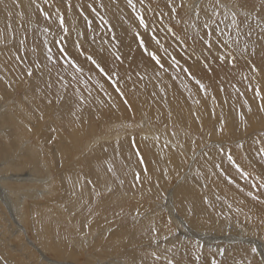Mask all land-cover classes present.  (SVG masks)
I'll return each instance as SVG.
<instances>
[{"label":"rangeland","instance_id":"1","mask_svg":"<svg viewBox=\"0 0 264 264\" xmlns=\"http://www.w3.org/2000/svg\"><path fill=\"white\" fill-rule=\"evenodd\" d=\"M220 2L227 7L212 16L216 0H132L134 8L128 0H0V177L17 193L9 201L1 191L0 264H51L34 246L75 264H264V112L255 95L257 86L264 95V0ZM209 18L221 30L211 39ZM113 130L121 135L109 139ZM61 143L70 150L52 154ZM10 162L24 168L6 173ZM37 162L50 169L48 194L26 179ZM27 189L44 196L21 198ZM128 191L136 198L119 204L113 194ZM170 201L192 230L205 227L210 246L187 235L163 208ZM71 250L76 258L64 259Z\"/></svg>","mask_w":264,"mask_h":264},{"label":"bare ground","instance_id":"2","mask_svg":"<svg viewBox=\"0 0 264 264\" xmlns=\"http://www.w3.org/2000/svg\"><path fill=\"white\" fill-rule=\"evenodd\" d=\"M26 2V1H25ZM25 5V4H24ZM8 10V9H7ZM30 10V9H29ZM25 102V101H24ZM3 107V106H2ZM210 111V110H209ZM13 113V112H12ZM214 113V112H213ZM7 125V124H6ZM146 124H144L143 125V127H142V130H143V132H144V134L146 135L148 132H149V129L147 130V129H145L146 128V126H145ZM248 127V126H247ZM249 129V128H248ZM250 129H251V127H250ZM256 129V128H255ZM31 130V129H30ZM120 131V130H119ZM119 131H117V132H115V130H113L112 131V133H107L108 135H111L110 137H109V139H111L112 137H116L117 135H119L120 133H119ZM148 131V132H147ZM245 131H247V130H245ZM121 132V131H120ZM142 132V133H143ZM245 133H247V132H245ZM123 134V133H122ZM101 135V134H100ZM121 135V134H120ZM148 135V134H147ZM238 135V134H237ZM156 136H158V135H156ZM244 136V135H243ZM103 137H106L105 136V133H104V136ZM103 137L102 136H100V137H98L97 139H96V143L97 142H101V141H103V140H105V139H103ZM127 137V136H126ZM133 137V136H132ZM163 137H165V136H163ZM215 137H216V135H215ZM239 137V136H238ZM221 139V138H220ZM74 140V139H73ZM76 140V139H75ZM92 141H93V139H92ZM89 142H90V140H89ZM172 142V141H171ZM69 143H73V142H69ZM173 143H175V142H173ZM220 143H221V141H220ZM80 144V143H79ZM85 144H87V141H86V143ZM76 145V144H75ZM175 145V144H174ZM184 145V144H183ZM80 146V145H79ZM83 146V145H82ZM88 146H89V144H88ZM176 146V145H175ZM178 146V145H177ZM179 146H180V144H179ZM91 147V146H90ZM32 148H38L39 149V146H34L33 145V147ZM51 148H53V147H51ZM70 148V144L68 145L67 143H61V146H60V148H58V150H50L51 151V153L52 154H54V153H58L59 154V156H61V157H63V155L68 151V149ZM176 148V147H175ZM14 149V148H13ZM181 149H183L184 150V148L182 147V145H181ZM12 150V149H11ZM70 150V149H69ZM91 150V149H90ZM94 150V149H93ZM185 150H187V149H185ZM96 151H97V148H96ZM193 152V151H192ZM195 152H197V151H195ZM39 153H41V152H39ZM56 153V154H57ZM34 155H36L35 153H33ZM63 154V155H62ZM172 154V153H171ZM11 155V154H10ZM9 155V156H10ZM16 155V154H15ZM177 155V154H176ZM191 157H194V156H196V155H193V153H191V154H189ZM37 156V155H36ZM209 156V155H208ZM93 157V156H92ZM24 158V157H23ZM94 158V157H93ZM172 158V157H171ZM208 158H210V157H208ZM167 159V161H166V163H169V161L170 160H168L169 158H166V156H165V160ZM181 159V158H180ZM194 159V158H193ZM42 160H43V158H42ZM135 160V159H134ZM178 160V159H177ZM176 160V161H177ZM99 161V160H98ZM179 161V160H178ZM19 162V161H18ZM47 162V161H46ZM45 162V163H46ZM43 162H41L40 164H42ZM44 163V164H45ZM163 163H165V161L163 162ZM177 163V162H176ZM31 164V163H30ZM172 164H174V163H172ZM9 165H11L12 166V162H10L9 164H8V166ZM179 165V164H178ZM7 166V168L4 170V172H13V170H16V171H18V170H20L21 168H18V167H22V168H24V166L23 165H17V164H15V165H13L12 167H13V169L12 168H9V167H11V166H9L8 167ZM40 166V165H39ZM38 166V162H37V164H35V163H33V165L29 168L30 169V171H31V173L29 174L30 176L29 177H27L26 179L27 180H29V179H32V181L33 182H42V184H43V186H42V189L41 190H43V191H46L47 192V194L50 192V190H52L53 189V185H54V181L53 180H51V179H49L50 178V169H49V167H47V169L46 170H42L40 167ZM125 166V165H124ZM2 167H4V166H2ZM43 167V166H42ZM45 167H46V164H45ZM172 167H173V169H174V166L172 165ZM181 168V167H180ZM171 169V168H170ZM185 169V168H184ZM182 170V169H181ZM215 170V169H214ZM172 171V170H171ZM2 172V170L0 171V173ZM20 172V171H19ZM18 172V173H19ZM170 172V171H169ZM182 172V171H181ZM167 173V172H166ZM172 172H170V174H171ZM12 175V174H11ZM181 176V175H180ZM7 177L8 176H6L5 177V175L3 174V177H0V196H1V191L3 190L4 192H5V196L7 197V198H9L10 197V194H14V196L17 194V193H13L12 192V190H10L11 188L8 186L9 184L7 183V181H8V179H7ZM47 177V178H46ZM25 178V177H24ZM24 178H22L20 175H16V176H14V179H19L20 181H22ZM242 179V178H241ZM71 181V182H70ZM69 182L70 183H72V181H74V180H70ZM23 182V181H22ZM67 182H68V180H67ZM69 182H68V185H69ZM179 182V181H178ZM24 183V182H23ZM78 183V182H77ZM8 184V185H7ZM66 184V183H65ZM179 184H180V182H179ZM189 184H191V183H189ZM71 185V184H70ZM83 185L84 186H82L81 187V189H82V192H83V194L84 195H81L80 196V198L82 197V198H84V199H87L88 198V194L90 195V188L87 186V184H85V183H83ZM187 186H188V183L186 184ZM222 185V184H221ZM228 185V184H227ZM177 186V185H176ZM175 186V187H176ZM191 186V185H190ZM10 189H9V188ZM178 187V186H177ZM186 187V186H185ZM192 187V186H191ZM181 188V187H180ZM176 189V188H175ZM183 189V188H182ZM28 190V189H27ZM34 191H35V189H31V190H28V191H23V193H24V196H22V195H20L21 196V198L23 197V198H25V197H30V198H36V199H38V198H41L42 196H44L43 195V193H40L39 194V192H41V191H39V192H37L39 195H36V194H34ZM81 191V190H80ZM112 191V190H111ZM3 192V193H4ZM78 193V192H77ZM45 194V193H44ZM82 194V193H81ZM94 194V193H93ZM92 194V195H93ZM19 195V194H18ZM91 195V196H92ZM113 195H115V196H117L118 195V193H114ZM172 196V195H171ZM204 196V195H203ZM133 197V199H135V195L134 196H132ZM206 197V196H205ZM76 198V197H75ZM77 198H79V197H77ZM76 198V199H77ZM124 197H122V196H119L118 197V199H119V201H120V203L119 204H121V202H124L125 200H120V199H123ZM200 198V197H199ZM244 198V197H243ZM73 199V201H74V198H72ZM90 199V198H89ZM132 198H130L128 201H125V202H129V201H131V200H133ZM211 199V198H210ZM12 200V199H11ZM10 200V198H9V201H11ZM20 200V199H19ZM79 200V199H78ZM13 201V200H12ZM15 201V200H14ZM21 201V200H20ZM80 201H82L81 199H80ZM200 201V200H199ZM204 202V201H203ZM19 203H21V202H18L17 204L19 205ZM82 203V202H81ZM80 203V204H81ZM134 203V202H133ZM171 201L169 202V203H167V204H165L164 205V207L163 208H168L169 210H171V213H172V215L174 216V219L176 218L177 220H178V222H180V224L179 225H183V226H185L186 228H187V230H188V232H189V234H187L188 236H193V237H197V238H199V239H201V240H205L204 241V243H202V245H204V246H207V245H209L210 246V244H208L207 243V241H209V237L210 236H208L207 234H204L205 232H204V230H205V227L204 226H201L200 224V226H199V229H203L202 231L203 232H197V231H194V230H192V226L193 227H195L193 224H195V223H193V222H190L192 225H190L188 222H186V221H184L175 211H174V208L172 207V205H171ZM9 205V204H8ZM160 205V204H159ZM158 205V206H159ZM14 206H16V205H14ZM20 206V209H18V212H17V215L20 217L19 219L18 218H16V225L19 227L18 229H20V227H21V225H22V220L23 219H25L26 218V214H25V211H23V207H22V205H19ZM132 206H134V207H132ZM135 206H137V205H131V207L132 208H135ZM10 207V206H9ZM16 208H17V206H16ZM19 208V207H18ZM161 208V207H160ZM162 208V209H163ZM159 212V211H158ZM172 216V217H173ZM100 218V217H99ZM171 219V218H170ZM146 220H148V218L146 217ZM190 220V219H189ZM188 220V221H189ZM98 221V220H97ZM96 221V222H97ZM187 224H186V223ZM206 226H208V224H206ZM22 229V228H21ZM21 229H20V231H21ZM244 229H246V228H244ZM243 230V229H242ZM19 231V232H20ZM40 231V230H39ZM107 231V230H106ZM194 231V232H193ZM245 231V230H244ZM41 232V231H40ZM43 232V231H42ZM91 232V231H90ZM242 233V232H241ZM244 233H246V232H244ZM244 233H242V234H244ZM92 234H93V232H92ZM92 234H91V236H92ZM240 234V233H239ZM37 235V234H36ZM47 235L49 236V234L47 233ZM46 235V233H44V234H42V240L43 241H45V242H50V241H48L49 240V238L50 237H48ZM94 235V234H93ZM88 236V235H87ZM90 236V235H89ZM172 236V235H171ZM183 236V235H182ZM187 236V237H188ZM214 238H216V236H213ZM35 238H39L40 239V236L38 235L37 237H35ZM92 238V237H91ZM90 238V239H91ZM228 238V237H227ZM39 239H37V241L39 240ZM86 239H88V238H86ZM93 239V238H92ZM92 239H91V241H92ZM213 239V238H212ZM253 240H254V238H252ZM89 240V239H88ZM233 240H235L234 238H232V241ZM40 241V240H39ZM84 241H85V239H84ZM83 242V241H82ZM88 242V241H87ZM33 243V242H32ZM40 243V242H39ZM42 243V242H41ZM84 243V242H83ZM254 243L255 244H259L260 245V243H261V241L260 240H254ZM35 244V243H34ZM49 244H51V243H49ZM89 245V244H88ZM12 246V245H11ZM53 246V245H52ZM208 246V247H209ZM212 247V246H211ZM27 248V247H26ZM34 248H36L37 249V251L42 255V258L44 257L45 259L44 260H49L50 262H51V264H63V263H66V264H75L76 262L75 261H72L71 263H69V262H63V261H61V260H56V259H50L48 256H46V253L44 252V251H42V249L44 250L45 249V251L47 250L45 247L43 248L42 247V249H41V247L40 246H34ZM57 249V248H56ZM138 249H139V247H138ZM216 250V249H215ZM57 252H60V251H57ZM63 252V251H62ZM72 252H73V250H71V253H69V255L68 256H65V254L63 253L61 256H65L64 257V259H67V260H69L68 259V257H70V258H76V257H73L72 256ZM98 252V251H97ZM136 252V251H135ZM73 253H75V252H73ZM134 253V252H133ZM35 254V253H34ZM48 254V253H47ZM151 255V254H150ZM176 255V254H175ZM5 260V259H4ZM9 260V259H8ZM67 260H65V261H67ZM72 260V259H71ZM100 260V259H99ZM116 260V262L117 261H120V260H117V259H115ZM97 262V261H96ZM123 263V262H122ZM111 264V263H110ZM117 264V263H116Z\"/></svg>","mask_w":264,"mask_h":264},{"label":"snow or ice","instance_id":"3","mask_svg":"<svg viewBox=\"0 0 264 264\" xmlns=\"http://www.w3.org/2000/svg\"><path fill=\"white\" fill-rule=\"evenodd\" d=\"M128 4L131 5V6H133V8L135 7V6L132 4V0H128ZM224 7H227V6L224 5V4H221L220 0H216L215 5H213V7H212V16L217 15V14H218V13H217V10H218L219 8H224ZM195 10H196L197 15H198L199 12H200L199 5H196V6H195ZM171 11H172V12H176V8H172ZM231 17H232V19H231V23H232V25H236V24H237V13H236V12H232V13H231ZM139 20H140V24H141V25L147 27V24H146L145 19H144L143 16H140V17H139ZM63 24H64V19H63V17H60V25H61V27H63ZM214 24H216V21H215V20H212L211 18H209L208 21H206V22L203 24V28H205V29H210V31H208V32L206 33V35H207L210 39H211V37L213 36V34H214L216 31H221V30L219 29V26H218V25L216 26V28H213L212 25H214ZM65 31H66V29H65ZM205 43H208V44H209V48H211V47L213 46V45L210 43V41H205ZM141 46H143V42H142V41H141ZM61 51H63V49H62ZM49 58H50V57H49ZM153 59H156V62H157V63L160 62L159 59L155 56V54H153ZM218 59L223 60V59H225V57H224V56H220V57H218ZM93 63L96 64V61L93 60ZM73 66H74V67H77V71H82V69H80L78 66H76V65H73ZM96 66H97V68L100 69V71H101L102 73L105 72L104 68H102L99 64H96ZM252 69H253V71H258V69H256L255 65L252 66ZM185 71H189V70L185 69ZM105 74L107 75V73H105ZM189 74H190V73H189ZM27 75H28V76H32V75H33L31 69H29V70L27 71ZM109 78H111V77H109ZM196 83H197L198 85H200L201 90L204 89L203 84H201V82H200L199 80H197ZM102 87H103V85H101V88H102ZM249 89H251V85H249ZM116 91L119 92L121 96H123V92H121L119 88H117ZM241 95H243V93H241ZM255 95H256V97L259 98L260 101H261V103H260L259 106H258V107H259V110H260L261 112H264V95L261 94V90H260L259 86H257V88H256V90H255ZM124 102L127 104V100H125ZM244 103H245V105H247V110H248V112L250 113V112L252 111L251 105L248 104V101H247V100H245ZM239 115H240V120H241L242 122H244L245 125H246V124H247V121H246V118H245V114H244L243 112H241ZM223 128H224V126H223V124H222L221 127H220V130L223 131ZM143 139H144V140H147L148 137L145 136V137H143ZM260 153H261V155H262V158H264V148H261V149H260ZM136 155L140 156L141 154H140L139 152H137ZM228 160L231 161L232 163L236 164V167H237L238 170H241V165H239L235 160H233V157H232L231 154L228 155ZM139 162L142 163V164L145 163V161H144V159H143L142 157H141V159H140ZM217 167H219V165H217ZM147 171H148L147 168H144V169H143V173L146 174ZM140 175H141L140 173H137L136 176H135V179L139 180V179H140ZM242 175L244 176V178H247L250 174H249V173H246V172H242ZM121 183H122V182H121ZM253 187H256V185L254 184ZM259 187H260V188H264V182L260 183V184H259ZM248 195H249V196H253L254 194H253L251 191H249V192H248ZM256 198L258 199V197H256ZM252 250H253V251H256L255 248H253ZM154 255H155V254H154ZM156 258L159 259V257H156ZM168 264H173V261L169 260V261H168Z\"/></svg>","mask_w":264,"mask_h":264},{"label":"crops","instance_id":"4","mask_svg":"<svg viewBox=\"0 0 264 264\" xmlns=\"http://www.w3.org/2000/svg\"><path fill=\"white\" fill-rule=\"evenodd\" d=\"M192 184V183H191ZM135 195V198H136V193H134V192H123V194L121 195L122 197H124L123 199H120V200H125V201H128L130 198H132L133 199V197L132 196H134ZM120 195L118 194V197H119ZM171 205H172V207L175 209V207H174V203L172 202L171 203ZM136 207V206H135ZM143 215L144 216H146V214H144L143 213ZM147 217V216H146ZM148 218V217H147Z\"/></svg>","mask_w":264,"mask_h":264}]
</instances>
